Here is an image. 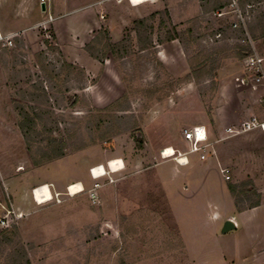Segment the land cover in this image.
Masks as SVG:
<instances>
[{
  "label": "rangeland",
  "instance_id": "rangeland-1",
  "mask_svg": "<svg viewBox=\"0 0 264 264\" xmlns=\"http://www.w3.org/2000/svg\"><path fill=\"white\" fill-rule=\"evenodd\" d=\"M227 1L202 0L203 12L182 25L173 24L163 5L138 18L144 19L139 36L134 14H126L121 40L113 42L106 30L101 36L98 30L91 40L89 49L103 59L93 76L63 60L53 28L56 14L80 7L58 21L82 26L84 13L99 7H83L86 0H48L42 12L37 4V24L13 36L11 46L0 40V216L6 209L21 215L11 216L8 226L0 228V264H216L210 251L216 234L224 257L232 256L227 245L245 231L240 227L222 233L224 221L216 211H229L227 183L236 186L232 197L240 207L264 202V133L220 138L224 127L251 115L262 117L258 93L235 84L245 58H236L234 47L249 43L252 52L264 57V0H240L249 12L248 37L231 29V16L214 15ZM22 6V0H0V23L11 20ZM217 31L221 35L215 38ZM168 36L180 43L187 63L198 69L204 64L198 79L179 82L184 75L174 77L162 64L158 53ZM145 37L150 40L146 47ZM106 58L113 79L102 78ZM212 66L217 69L211 74ZM188 74L192 76L190 68ZM175 92L171 102L160 103ZM168 108L186 114L183 124L199 115L208 118L210 138L229 180L212 157L186 166L159 155L149 160V150L169 135L158 137L152 125H145L152 136L146 147L142 126ZM216 109L225 112L220 129L209 120ZM53 139L64 143V155L51 160ZM179 146L186 149L187 143L181 140ZM138 156L143 159L135 167ZM109 158H121L126 167L91 178L88 167L100 163L105 168ZM73 180L82 182L83 190L65 196V184ZM42 183L62 191L61 202L36 204L24 194L25 188ZM95 183L97 201L92 202ZM162 188L169 191L166 201ZM171 208L178 210L179 222L187 221L192 258L179 241ZM196 218L200 224L188 221Z\"/></svg>",
  "mask_w": 264,
  "mask_h": 264
},
{
  "label": "crops",
  "instance_id": "crops-1",
  "mask_svg": "<svg viewBox=\"0 0 264 264\" xmlns=\"http://www.w3.org/2000/svg\"><path fill=\"white\" fill-rule=\"evenodd\" d=\"M32 0H22V8L21 10L17 11L14 16H12L11 20H5L0 23V35H13L15 36L19 32L24 34L26 30L37 22L35 20V10L37 8L38 0H34L33 7H30V2ZM66 2L69 1H77V0H65ZM88 2V5L83 7H95L99 6L98 9L94 8L90 11H86L84 13L85 21L83 22V25H77L74 23V21H65L59 22L58 20L61 18H66L68 16H73L75 12H77L80 8H75L68 12L60 13L59 15H55V19L53 21V28H54V37L56 38V44L59 47L58 50L61 52L63 60L71 64L73 66L77 65L84 69L86 75H95L101 66V63L99 59L92 56L86 46H88L91 42V40L94 38V35L98 32V30H101L102 27V21L104 20V26L106 31L109 33L110 40L113 42L119 41L122 39L121 29L124 27L122 26L121 22H125V16L128 13L134 14L133 21L138 18H142L149 13L153 12V9L158 10L160 7L164 5L168 9V15L172 19L173 24L180 23L186 24L192 16L196 17L199 16L200 13H202V0H146L140 4H132L128 0H86ZM125 4H124V3ZM124 4V5H123ZM39 5V4H38ZM32 8V9H31ZM220 8V7H219ZM39 12L41 11L40 5L38 6ZM160 10V9H159ZM193 13V14H192ZM42 14V13H41ZM62 14V16H61ZM109 18H107V15ZM103 16L104 18H101ZM176 17V18H175ZM74 18V17H73ZM175 19H178L177 21ZM37 24V23H36ZM64 30L67 33L66 35L68 38L66 39V35L63 34ZM160 47L163 51L162 53L159 52L158 56H160V60L162 64L165 66V68L169 71V73L174 77H181L188 74L189 71V65L187 63L186 58L184 57L182 46L177 41V39L173 38L172 40L163 42ZM170 51V52H169ZM165 52V53H164ZM160 54V55H159ZM109 58H106L104 61V70L102 74V78L104 77H110L113 79L112 74L110 75L111 70L108 66ZM263 66H264V60H263ZM222 73L220 72L219 77H221ZM108 77V78H109ZM232 78V77H231ZM224 80V78L222 79ZM227 82V81H225ZM235 84H237L235 82ZM250 89V88H249ZM251 90V89H250ZM179 91V90H178ZM180 92V91H179ZM178 92V94H179ZM253 93H258L257 97H260L262 94H264V86L258 88L257 90H251ZM168 97L166 100H163L160 102L161 104H164V102H171L173 100V96ZM255 106H257V99L254 101ZM158 104V103H157ZM169 109V108H168ZM170 108L168 112L161 116H154L153 121H146L144 122V125L142 126V132L143 135L146 138V147L149 145V141L152 139L151 134L146 131L147 129H144L145 125L147 126L152 125L153 130L158 131L156 135H159L160 137L164 132L167 133L169 136L167 140L161 139L160 141L156 142V149H150L149 154L147 157H149V160L153 158L156 155H159V152L167 147H171L172 149H177L180 152H184L187 150L183 149L180 150L179 144L181 143V140L183 142L187 143L183 139V131L190 129L193 126L196 125H203L207 132L208 137V146L205 148V159H200V157H196L194 153L186 154L187 163H178L176 164L181 166L191 165L197 158L201 162V164H204L207 158L212 157L216 161L219 172L221 168H224L221 163V160L218 156V150L217 146L215 145V141H213L211 136V124L208 122V118L206 116L199 115L197 118L193 120L191 124H183L184 120L181 121V116H185L186 114L181 112L180 108L178 110V113L174 112V109ZM155 110V107L150 109L147 112V116L150 112H153ZM247 110V109H246ZM215 114L210 116L209 120L216 125V128H221L222 123L224 122V115L225 112H221V109L214 110ZM146 116V118H147ZM152 122V123H150ZM232 125V124H230ZM228 125V126H230ZM224 127V129L221 131L222 135L220 139L228 138L226 137L225 129L228 127ZM167 131V132H166ZM254 131L264 133V131H261L260 129H255ZM250 132V131H249ZM150 135V136H149ZM110 159V158H109ZM121 159V158H120ZM143 158L136 157V160L134 161V166L137 167L140 165L141 160ZM122 160V159H121ZM166 160V159H165ZM164 161V160H163ZM124 164V168L126 167L124 161L122 160ZM100 164V163H99ZM97 165V164H96ZM92 166L90 165L88 169H90ZM75 181L67 182L65 184V188L70 184L74 183ZM82 183V182H81ZM54 187V188H53ZM31 188H25L24 194H27L29 197L31 196L30 192ZM49 189L51 192H59L57 191L55 186L49 184ZM60 189V188H58ZM161 193L164 197V200H167V195L169 191L165 188L161 189ZM228 206L229 211L228 213H221L216 211L217 217L220 219V221H231L234 224V228H242L245 233L239 234L237 237L234 238L231 241V244L227 245L228 253H230V258L226 259L223 254L222 247H220L218 243V235L216 234L217 242L215 244H212L210 251L211 256L214 258L216 264H264V222L262 224L261 217L262 213H264V202H259L256 206H248V207H240L238 204L236 205L234 198L230 197L228 200ZM171 217L172 222L176 228V232L178 234L179 241L182 243L184 247V251L186 255L189 257H194V253L192 252V246L188 242L187 239V233L186 229L184 230L185 226L187 225V221L185 223L179 222L178 217V210L171 208ZM193 217V216H192ZM179 219V220H178ZM197 220V218L195 219ZM188 220L192 224H200V221L197 220ZM195 221V222H194ZM222 222L220 223L219 227L222 225ZM223 222V223H224ZM262 224V225H261ZM263 231V232H262ZM215 238V237H214ZM203 249H207V245H203ZM207 251V250H206ZM229 257V256H228Z\"/></svg>",
  "mask_w": 264,
  "mask_h": 264
},
{
  "label": "built area",
  "instance_id": "built-area-1",
  "mask_svg": "<svg viewBox=\"0 0 264 264\" xmlns=\"http://www.w3.org/2000/svg\"><path fill=\"white\" fill-rule=\"evenodd\" d=\"M47 3H48V0H38V4L39 5L44 4L45 9H46ZM246 6L247 8L251 7V5L249 4ZM248 14L249 12L247 10H243V8L241 7L240 0H228L226 5H223L222 7L218 8L214 12V15L217 18L231 16L232 19L229 23L231 29H241L243 33L247 35V37H248V34H247V26H246L247 24L246 23H247V19L249 18ZM101 18H103V16H101ZM51 20L52 18L51 16H49V21ZM220 35H221L220 31H217L214 36L216 38V37H220ZM12 37L13 35L3 36V37L0 35V40H4L5 44H7L8 46H11ZM263 60H264V57L258 55L255 52H252V54L248 55L244 59V67H243L241 75L235 77V82L237 83V85L250 88L251 90H257L258 88L263 87L264 86ZM258 104L261 108L262 117L260 118L256 115H251L247 117L246 119L239 121L236 124L228 126L225 129L226 137L237 136V135L249 132V131H253L255 129H260L261 131H264V94H262L259 97ZM183 139L187 142L188 148L186 151L180 152L177 149H172L173 151L171 155L166 156L165 154L166 148H164L159 152V156L162 159L172 158L174 160H177L176 158L178 156H184L185 163H187L186 154L199 153L200 159L202 160L205 159V156H206L205 148L208 146V142H207L208 137H207L206 129L203 125H196V126L191 127L190 129L184 130ZM107 164L108 163L106 162V166H105V170L103 174L94 173V170L97 166L96 165L92 166L89 169V174L91 178L98 179V178L109 175V173H116L124 168V164L122 162L121 167L119 169H117L116 171L110 172ZM220 173L222 174L224 180H229V174L226 168H221ZM97 186L99 185L95 183L93 190L90 192V199L92 202L97 201V194L95 192V189L97 188ZM68 188L69 186L65 188L64 195L72 196ZM31 196H32L33 201L36 204H42V203H39V201L35 197V188L31 190ZM39 196H42V192L39 193ZM60 196H63V193L50 191L49 199L46 202L54 201L56 203H59L61 202ZM11 216H14L15 218H17L21 215L20 214L16 215L13 211L6 209L5 213H3L0 216V228L8 226V222H9L8 218H10Z\"/></svg>",
  "mask_w": 264,
  "mask_h": 264
},
{
  "label": "trees",
  "instance_id": "trees-1",
  "mask_svg": "<svg viewBox=\"0 0 264 264\" xmlns=\"http://www.w3.org/2000/svg\"><path fill=\"white\" fill-rule=\"evenodd\" d=\"M227 2H228V1H227ZM223 5H225V4H222L221 6H223ZM133 23H134V25H135V27H136L135 31H136L137 35L139 36V34H140V33H139V30H140V27H143V25H144V24H143V23H144V19H135V20L133 21ZM240 31L243 33V31H242L241 29H240ZM104 33L107 34V32L105 31V29H101V30L98 32L97 35L101 36V35H103ZM263 33H264V30H263ZM243 34H244V33H243ZM97 35H96V36H97ZM262 35H264V34H262ZM173 38H174V37H172V36H168V37L165 39V41L172 40ZM138 40H139V42H141V40H140L139 38H138ZM144 40L147 41V43H146L145 46H144V47H146V46H148V44H150V40L147 39L146 37H145ZM110 45L113 46L114 44H110ZM86 48H87L88 52H89L92 56L96 57L97 59H99V61L102 62L103 59L98 58L96 55H94V54L91 52V49H89V45L86 46ZM234 49H235V50H234V56H235L236 58H238V59L246 58L248 55L252 54V49H251L249 43L237 44V45H235ZM188 65H189V68H190V71H191L192 76L189 75V74H186V75L183 76L182 78H179V79H178L179 82H184V81L190 80L191 77L198 79V72H200V70H203V68L205 67L204 64H201V68H202V69H198L199 67H195L193 64H191V62H188ZM216 69H217V67H213V66H212V67H210L208 70H209V72L212 74ZM52 141H53V143H54V145H53V146H54V153H53V155H52L51 160H52V159L54 160V159L60 158V157H62V156L64 155V149H63V147H64V143H63L62 141H60V140H57V139H53ZM33 164H34V165H39L40 163H38V162H34ZM227 188H228L230 194L234 195V193H235V189H236V186H235L234 184L227 183ZM263 200H264V199H263ZM258 204H259V201L256 202V203H254V204L251 205V206H256V205H258ZM236 205H237V202H236Z\"/></svg>",
  "mask_w": 264,
  "mask_h": 264
},
{
  "label": "bare ground",
  "instance_id": "bare-ground-1",
  "mask_svg": "<svg viewBox=\"0 0 264 264\" xmlns=\"http://www.w3.org/2000/svg\"><path fill=\"white\" fill-rule=\"evenodd\" d=\"M128 1L134 5L136 4L138 5L146 0H128ZM172 151L173 150L171 147L166 148V151H165L166 156L171 155ZM176 159L177 160L175 161H178L181 164L185 163L184 156H178ZM107 163H108L107 165H108L109 171L113 172L121 167L122 160L120 158H113V159H110ZM96 166L97 167L95 168L94 173L103 174L105 168L100 164ZM68 186H69L68 189L72 195L77 194L78 192L83 190V185L80 181L70 183ZM40 192H42V196H39ZM49 196H50V189H49L48 184L42 183L39 186L35 187V197L39 201V203L46 202L49 199Z\"/></svg>",
  "mask_w": 264,
  "mask_h": 264
},
{
  "label": "water",
  "instance_id": "water-1",
  "mask_svg": "<svg viewBox=\"0 0 264 264\" xmlns=\"http://www.w3.org/2000/svg\"><path fill=\"white\" fill-rule=\"evenodd\" d=\"M40 8H41V11H45V5L44 4H41ZM233 228H234V224L231 221L227 220L223 223L221 232L224 233V232H227L228 230L233 229Z\"/></svg>",
  "mask_w": 264,
  "mask_h": 264
}]
</instances>
